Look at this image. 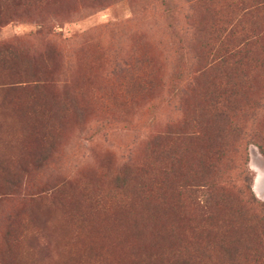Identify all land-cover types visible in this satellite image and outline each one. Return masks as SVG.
<instances>
[{"label": "rangeland", "instance_id": "374dc122", "mask_svg": "<svg viewBox=\"0 0 264 264\" xmlns=\"http://www.w3.org/2000/svg\"><path fill=\"white\" fill-rule=\"evenodd\" d=\"M263 58L264 0H0V264L188 256L198 211L150 153L207 93L242 100L233 176L263 203Z\"/></svg>", "mask_w": 264, "mask_h": 264}, {"label": "trees", "instance_id": "16d2710c", "mask_svg": "<svg viewBox=\"0 0 264 264\" xmlns=\"http://www.w3.org/2000/svg\"><path fill=\"white\" fill-rule=\"evenodd\" d=\"M238 53L228 58L233 61L221 62L237 68L248 58L243 55L236 60ZM261 65L264 68V58ZM202 68L204 74L210 70ZM188 75L185 60L179 55L171 85L174 93L177 90L176 95ZM241 103L237 94L226 99L214 92L207 93L206 101L195 113L197 117L190 122L191 131L150 153L155 160L171 165L168 171L175 175L179 196L189 197L198 211L189 226L192 239L183 249L188 256L176 253L159 257L164 264H176L181 259H187L189 264H264V202L255 198L249 177L246 176L242 189L236 183L239 177L233 176L241 164L238 152L242 131L237 123ZM195 139L206 143L192 157L188 148ZM258 145L264 154V135Z\"/></svg>", "mask_w": 264, "mask_h": 264}, {"label": "water", "instance_id": "95a60500", "mask_svg": "<svg viewBox=\"0 0 264 264\" xmlns=\"http://www.w3.org/2000/svg\"><path fill=\"white\" fill-rule=\"evenodd\" d=\"M256 188V187H255Z\"/></svg>", "mask_w": 264, "mask_h": 264}]
</instances>
